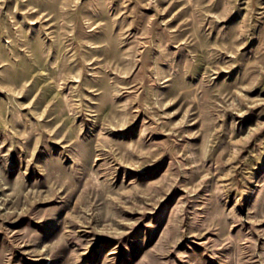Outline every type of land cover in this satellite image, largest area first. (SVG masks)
Segmentation results:
<instances>
[{"label":"rangeland","instance_id":"obj_1","mask_svg":"<svg viewBox=\"0 0 264 264\" xmlns=\"http://www.w3.org/2000/svg\"><path fill=\"white\" fill-rule=\"evenodd\" d=\"M0 264H264V0H0Z\"/></svg>","mask_w":264,"mask_h":264}]
</instances>
